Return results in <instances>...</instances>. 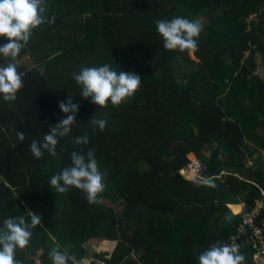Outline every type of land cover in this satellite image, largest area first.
Returning <instances> with one entry per match:
<instances>
[{
    "label": "trees",
    "instance_id": "obj_1",
    "mask_svg": "<svg viewBox=\"0 0 264 264\" xmlns=\"http://www.w3.org/2000/svg\"><path fill=\"white\" fill-rule=\"evenodd\" d=\"M45 4V15L55 22L35 28L15 61L0 55V66L23 58L31 63L17 65L24 86L16 100L6 102L0 95V228L8 217L24 216L30 223L27 210L42 217L29 245L16 249L15 259L52 264L50 250L70 243L76 264H198L202 251L224 243L244 213L263 200L264 157L250 181L241 178V168L245 153L264 148V78L255 73L257 56L264 59V0ZM176 16L203 25L193 52L198 61L189 50L163 47L155 21ZM5 42L0 37V44ZM104 64L140 75L141 86L127 103L113 106L109 101L100 108L80 96L72 73ZM69 95L79 104L76 125L58 137L57 156L45 151L36 160L29 143L42 142L64 117L58 102ZM101 118L107 119L103 131L92 124ZM16 131L24 132V142ZM85 134L88 144L74 143ZM215 137L218 147L209 152ZM89 149L106 185L92 204L75 187L58 193L49 186L53 174L71 165V152ZM190 154L205 160L202 177L211 178L215 187L194 184L193 175L181 176ZM103 200L117 202V209ZM231 202H244L245 212L232 213ZM255 222L264 228V206ZM90 241L101 243L99 254L84 247ZM109 242L116 246L106 254L103 244ZM239 252L243 264H256V250L249 244L240 242Z\"/></svg>",
    "mask_w": 264,
    "mask_h": 264
},
{
    "label": "clouds",
    "instance_id": "obj_2",
    "mask_svg": "<svg viewBox=\"0 0 264 264\" xmlns=\"http://www.w3.org/2000/svg\"><path fill=\"white\" fill-rule=\"evenodd\" d=\"M46 12L45 0H0V37L6 40L5 43L0 44V55L15 61L29 42L35 28L45 23L55 22V17L48 19ZM155 28L162 37L165 50L195 52L198 49V37L203 30V25L198 19L176 16L170 20L155 21ZM39 71L42 73L43 68ZM23 75L17 71V65L14 62L0 66V95L4 101L14 102L16 100L17 92L24 86ZM72 77L81 86L80 96L90 99L91 103L100 108L107 107L109 101L113 106L127 103L128 98H131L141 86L140 75L114 70L110 64L99 67H81L78 72L72 73ZM58 107L64 117L49 128L42 142L33 139L28 145V150L36 160H40L45 151L50 156H57L58 137L67 136L76 125L79 104L74 103L69 95L66 101L58 102ZM104 115L107 116L106 113ZM92 124L103 131L107 119H92ZM15 135L20 143L26 139L22 131H16ZM74 143L86 145L89 143V136L87 134L77 136L74 138ZM192 155L195 154H190L189 160ZM70 160V166L49 178V186L58 193H66L71 187H75L85 193L89 204L95 203L98 194L105 190L106 185L103 182L104 174L100 171L94 151L89 149L86 154L73 151L70 153ZM183 170L184 168L180 174L187 179L188 177L182 173ZM192 182L198 186L215 187L211 178L202 177V175L194 176ZM27 211L30 223L24 216L8 217L3 227L0 228V264H20V261L15 259L16 249L28 246L32 229L41 224L40 214ZM225 219L230 220V217H225ZM71 247L69 243L62 249L57 243L48 254L52 264H69V261L76 264L75 256L70 255ZM244 261L245 257L240 254L238 244L219 241L198 256V264H243Z\"/></svg>",
    "mask_w": 264,
    "mask_h": 264
},
{
    "label": "built area",
    "instance_id": "obj_3",
    "mask_svg": "<svg viewBox=\"0 0 264 264\" xmlns=\"http://www.w3.org/2000/svg\"><path fill=\"white\" fill-rule=\"evenodd\" d=\"M205 167L206 162L201 156L192 155L182 173L185 177L191 175L200 177ZM261 207L256 205L250 211L245 212L235 232L224 241V243L228 244H238L239 247L240 242L249 244L252 250H256L254 253L256 264H264V245L262 242L264 228L255 222Z\"/></svg>",
    "mask_w": 264,
    "mask_h": 264
},
{
    "label": "crops",
    "instance_id": "obj_4",
    "mask_svg": "<svg viewBox=\"0 0 264 264\" xmlns=\"http://www.w3.org/2000/svg\"><path fill=\"white\" fill-rule=\"evenodd\" d=\"M192 55V56H191ZM190 56L195 59L196 61H198V59L195 57L194 53L192 52ZM257 68H256V74L259 75L260 77L264 78V59L258 55L257 57V64H256ZM218 138H214V141L213 143L211 144V149L209 150V152H212V150L216 147H218ZM209 152L205 153L204 157L207 159L210 154ZM222 154H220V158ZM261 157H264V148L261 149L260 147L258 148V150H253V152L251 154H246L245 153V168H241V170L243 171V174H241V177L243 179H246L248 181H250V179H252V171L257 168V166L260 164V160H261ZM223 173H227L228 171L227 170H223L222 171ZM262 193H263V197H264V190H262ZM264 200V198H263ZM261 200V201H258V205L259 206H264V201ZM233 206H237V207H241L240 210L238 211H234V208ZM228 207L230 208V210L232 211V213L234 214H239L241 213L242 211H245L246 210V206H245V203L244 202H231V203H228ZM109 243H112V242H109ZM103 244V251L107 250V249H110L111 251H113L115 249V246H116V243L113 242L114 244Z\"/></svg>",
    "mask_w": 264,
    "mask_h": 264
},
{
    "label": "rangeland",
    "instance_id": "obj_5",
    "mask_svg": "<svg viewBox=\"0 0 264 264\" xmlns=\"http://www.w3.org/2000/svg\"><path fill=\"white\" fill-rule=\"evenodd\" d=\"M254 16H256V15H254ZM253 17L251 16L250 17V19H248V20H251ZM189 54L191 55L192 54V52L191 51H189ZM192 56V55H191ZM258 57V56H257ZM262 57V56H261ZM192 58V57H191ZM30 60H29V58H23L21 61H19V62H17V63H15L16 65H20V64H22V63H26V65L27 66H31V63L29 62ZM189 178V177H188ZM99 200H101V199H99ZM103 202H104V204H106V205H109V206H111L112 208H114V209H117V206H118V203L117 202H109V201H107V200H103ZM64 205V202H61L59 205H58V207H57V209H56V213L57 214H60L61 212H62V210H63V208H62V206ZM118 212H119V214H121V211L120 210H118ZM101 243H98V242H92V241H90V242H88L87 244H85V248L91 253L92 252V254L93 255H96V254H99L98 253V251H99V249H98V246L100 245ZM109 244H114V243H109ZM93 250V251H92ZM111 252V250L109 249H107V252H105L106 254H109ZM102 253H104V252H102ZM101 253V254H102ZM90 255V254H89ZM135 258H139V254H136L135 256H134Z\"/></svg>",
    "mask_w": 264,
    "mask_h": 264
},
{
    "label": "bare ground",
    "instance_id": "obj_6",
    "mask_svg": "<svg viewBox=\"0 0 264 264\" xmlns=\"http://www.w3.org/2000/svg\"><path fill=\"white\" fill-rule=\"evenodd\" d=\"M264 201V200H263ZM264 204V203H263Z\"/></svg>",
    "mask_w": 264,
    "mask_h": 264
}]
</instances>
